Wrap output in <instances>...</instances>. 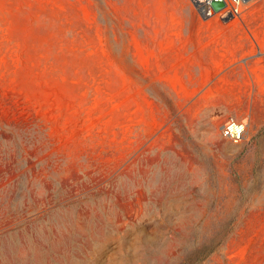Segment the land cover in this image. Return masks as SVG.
Wrapping results in <instances>:
<instances>
[{"label": "rangeland", "instance_id": "rangeland-1", "mask_svg": "<svg viewBox=\"0 0 264 264\" xmlns=\"http://www.w3.org/2000/svg\"><path fill=\"white\" fill-rule=\"evenodd\" d=\"M0 264H264V0H0Z\"/></svg>", "mask_w": 264, "mask_h": 264}, {"label": "built area", "instance_id": "built-area-1", "mask_svg": "<svg viewBox=\"0 0 264 264\" xmlns=\"http://www.w3.org/2000/svg\"><path fill=\"white\" fill-rule=\"evenodd\" d=\"M193 3L197 6L200 14L204 18H208L212 15H217L222 19L228 17V19L239 17L242 15L245 8L249 3L257 1V0H223L224 6L218 11L212 12V8L210 6L211 0H192ZM246 131V122L244 120H236L234 118H228L221 125L222 134L233 140L240 141L244 138Z\"/></svg>", "mask_w": 264, "mask_h": 264}, {"label": "water", "instance_id": "water-1", "mask_svg": "<svg viewBox=\"0 0 264 264\" xmlns=\"http://www.w3.org/2000/svg\"><path fill=\"white\" fill-rule=\"evenodd\" d=\"M210 6L212 8V12L218 11L224 6V1L223 0H211ZM226 19H228V17Z\"/></svg>", "mask_w": 264, "mask_h": 264}]
</instances>
